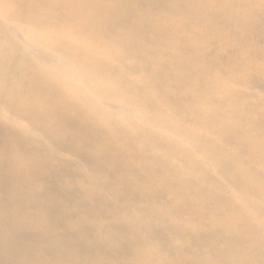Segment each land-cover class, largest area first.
Returning a JSON list of instances; mask_svg holds the SVG:
<instances>
[{
  "label": "bare ground",
  "instance_id": "bare-ground-1",
  "mask_svg": "<svg viewBox=\"0 0 264 264\" xmlns=\"http://www.w3.org/2000/svg\"><path fill=\"white\" fill-rule=\"evenodd\" d=\"M176 10L175 5L167 11L153 6L151 0L146 4L141 0H0V176L2 163L12 161V179L22 174L34 183L40 181L39 187H33L38 193L35 225L43 226L47 213L48 199L40 192L43 176L55 179L56 169L68 167L58 153L63 147L71 148L70 154L78 160L77 176L86 201L98 187L94 176L87 175V159L93 160L94 168L115 169V160L141 158L143 165L137 170L145 164L167 170L178 153L201 155L203 167H188L189 178L183 179L198 184L199 191L214 184L211 168L230 160L237 166L232 178L255 199L236 198L249 213L239 222L264 219L261 113L243 103L241 109L225 110L229 95H203L198 87L206 64L197 65L207 61L183 58L184 38L177 37L173 45L155 54L149 46L153 43L142 36L157 30L169 33L173 23L162 26L160 21L163 15H176ZM145 24L147 28H142ZM190 25L183 23L180 28L186 31ZM190 39L200 41L201 36L192 34ZM129 48L137 52H127ZM190 91L198 93L201 104L210 109L198 110ZM191 105L195 106L193 123L185 115L190 124L178 127ZM160 136L165 144L158 142ZM222 142L230 149L220 146ZM243 152L262 171L250 174L241 166L238 160ZM27 163L31 168L20 167ZM123 167L119 176L126 179L132 170ZM67 180L62 184L70 188L72 181Z\"/></svg>",
  "mask_w": 264,
  "mask_h": 264
},
{
  "label": "rangeland",
  "instance_id": "rangeland-1",
  "mask_svg": "<svg viewBox=\"0 0 264 264\" xmlns=\"http://www.w3.org/2000/svg\"><path fill=\"white\" fill-rule=\"evenodd\" d=\"M151 1L166 11L171 5L177 7L176 15H163L160 21L162 26L173 23L169 33L152 31L159 32L156 38L151 32L143 33L144 40L153 43L151 50L158 54L177 37L184 38L180 47L183 58L207 61L197 65L206 64L198 90L213 98L229 95L225 110L247 106L264 119V0ZM141 2L146 4V0ZM149 14L152 12L147 18ZM183 23L191 24L186 31L180 28ZM192 34L201 40L194 42ZM127 52L137 51L131 48ZM197 94L189 92L198 110H209ZM194 107L181 115L182 121L177 119L178 127L193 123ZM250 138L254 140L253 133ZM158 139L166 143L161 136ZM220 146L230 149L226 142ZM70 150L63 147L58 151L69 162L66 171L56 169V180L43 176L40 192L48 199L43 226L35 225L38 209L34 197L38 193L33 187H39L40 181L34 183L22 174L12 179V161L2 163L0 264H264V219L239 222L249 213L236 198L255 199L232 178L237 166L228 163L230 160L211 168L209 177L216 186L199 191L198 184H186L183 179L189 178L188 167H203L201 155L185 157L177 152L167 170L159 164L150 168L145 164L137 170L143 165L141 158L115 160V169L94 168L93 160L87 159V175L94 176L98 187L86 201L77 176L78 160ZM129 150L135 152L132 147ZM243 153L238 160L241 166L250 174L262 171ZM123 166L127 172L132 170L128 179L119 176ZM20 167L31 168V164ZM66 178L72 181L70 188L62 184Z\"/></svg>",
  "mask_w": 264,
  "mask_h": 264
}]
</instances>
